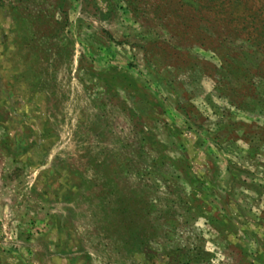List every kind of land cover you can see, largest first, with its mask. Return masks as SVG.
<instances>
[{
	"label": "rangeland",
	"instance_id": "obj_1",
	"mask_svg": "<svg viewBox=\"0 0 264 264\" xmlns=\"http://www.w3.org/2000/svg\"><path fill=\"white\" fill-rule=\"evenodd\" d=\"M260 12L0 0V264H264Z\"/></svg>",
	"mask_w": 264,
	"mask_h": 264
},
{
	"label": "trees",
	"instance_id": "obj_2",
	"mask_svg": "<svg viewBox=\"0 0 264 264\" xmlns=\"http://www.w3.org/2000/svg\"><path fill=\"white\" fill-rule=\"evenodd\" d=\"M260 15L262 14V12L259 13ZM258 19H254L253 20H248V17H244V20H248V22L252 23L254 27L253 30H249V33L253 35V39H255L256 41H254L255 43H260L264 41V15L258 16ZM258 21H260L259 24H261V27L256 26L258 24ZM260 29V30H259ZM253 31V32H252ZM249 40H251V38H248Z\"/></svg>",
	"mask_w": 264,
	"mask_h": 264
}]
</instances>
